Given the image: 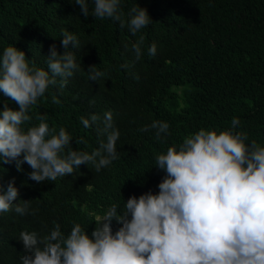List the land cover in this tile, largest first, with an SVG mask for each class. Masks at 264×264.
I'll use <instances>...</instances> for the list:
<instances>
[{
    "label": "trees",
    "instance_id": "trees-1",
    "mask_svg": "<svg viewBox=\"0 0 264 264\" xmlns=\"http://www.w3.org/2000/svg\"><path fill=\"white\" fill-rule=\"evenodd\" d=\"M134 6L146 8L152 22L132 36L127 26L93 17L91 0L87 19L69 0H0V57L14 45L30 66L34 62L47 70L49 46L55 43L60 54L65 51L62 30L80 42L79 49L69 45L80 70L65 87L57 78L32 107L30 124L22 127L38 125L36 116L46 115L50 128L63 127L73 138L74 150L89 154L106 137H98L95 126L84 128L82 116L98 114L102 121L111 111L120 132L118 159L100 172L83 164L73 174L37 183L29 179L27 163L18 171L0 162V188L6 191L14 178L16 201L30 200L35 210V215L1 213L0 264H22L21 231L43 236L59 224L67 236L78 223L91 237L95 216L111 204L122 214L129 197L158 193L166 173L155 167V157L169 147L179 149L201 128L219 133L231 129L238 117L234 131L246 133V143L255 140L264 147V0H121L126 24ZM141 36L143 55L137 61L132 45ZM153 43L157 51L150 56ZM125 63L127 70L121 68ZM91 65L106 74L98 82L88 79ZM53 97L60 103L54 104ZM5 105L19 110L0 91V111ZM153 121L167 122L168 134L157 139L155 129L140 130ZM81 138L87 143L76 144ZM111 227L115 232L120 225L113 220Z\"/></svg>",
    "mask_w": 264,
    "mask_h": 264
},
{
    "label": "clouds",
    "instance_id": "clouds-1",
    "mask_svg": "<svg viewBox=\"0 0 264 264\" xmlns=\"http://www.w3.org/2000/svg\"><path fill=\"white\" fill-rule=\"evenodd\" d=\"M92 16L110 18L127 26L135 36L152 22L146 8L134 6L127 24L120 11L121 0H91ZM80 6L84 18L89 17V0H69ZM60 54L55 43L49 46L47 70L30 66L24 51L14 45L4 49L0 57V91L19 105L14 111L4 106L0 111V162L22 171L27 163L32 171L29 179L37 183L56 181L73 174L80 165L91 163L96 172L118 159V129L113 127L112 112L81 117L84 128L95 126L101 139L91 154L74 150L73 139L61 127L50 128L46 115H37L38 125H29V114L50 85L65 87L68 79L80 70L75 49L80 42L68 31L61 32ZM144 37L132 45L135 60L142 55ZM153 43L148 54L155 56ZM127 70L129 64L121 65ZM89 81L106 74L96 65L88 68ZM139 79V77H134ZM54 104L60 103L53 97ZM102 123L103 127L99 125ZM240 121L233 117L231 129L220 131L201 128L184 138L177 147L155 157V167L166 174L158 184L159 192L148 191L124 203L122 214L111 204L103 215L95 216L97 226L91 237L75 224L65 236L55 224L46 235L21 231L25 255L22 264H264V147L250 143L246 133L236 132ZM155 129L157 139L168 134L169 124L153 121L141 131ZM87 143L81 138L76 144ZM23 157L20 159V157ZM19 190L13 178L6 191L0 188L1 213L35 215L30 200L16 201ZM14 208V209H13ZM120 227L113 232L112 221Z\"/></svg>",
    "mask_w": 264,
    "mask_h": 264
}]
</instances>
